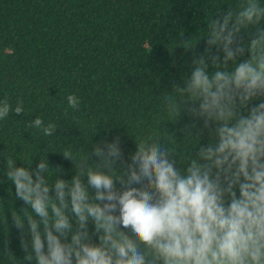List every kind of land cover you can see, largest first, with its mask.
Returning <instances> with one entry per match:
<instances>
[{
  "label": "clouds",
  "instance_id": "9594fccd",
  "mask_svg": "<svg viewBox=\"0 0 264 264\" xmlns=\"http://www.w3.org/2000/svg\"><path fill=\"white\" fill-rule=\"evenodd\" d=\"M261 21L260 0H242L207 20L200 39L205 47L194 55L190 75L163 96L167 121L182 113L195 121L180 129L182 143L163 128L162 138L138 139L127 159L119 136L94 144L84 156L65 149L61 154L73 162L75 175L51 183L63 169L50 167L47 157L34 169L32 160L17 167V160L6 159L7 180L25 206L11 212L24 261L264 264V99L251 104L264 97V28L247 42L243 36ZM181 36L182 47L195 50L197 44ZM80 102L67 96L71 109ZM22 112V100L15 108L0 102V120ZM27 128L47 137L57 130L40 117ZM204 130L206 145L200 144ZM92 156L97 163H89ZM4 256L8 264H22L7 246Z\"/></svg>",
  "mask_w": 264,
  "mask_h": 264
},
{
  "label": "trees",
  "instance_id": "16d2710c",
  "mask_svg": "<svg viewBox=\"0 0 264 264\" xmlns=\"http://www.w3.org/2000/svg\"><path fill=\"white\" fill-rule=\"evenodd\" d=\"M241 2L0 0V102L7 100L13 108L18 100L24 104V112L0 120V240H19L11 212L25 207L15 199L14 185L6 177L9 157L17 160V167L27 166L20 160H32V169L47 157L50 167L63 169L50 176L51 183L75 175L73 162L61 154L65 149L84 156L94 144L119 136L127 159L138 139L162 138L163 128L182 143L180 129L195 121L184 113L176 122L167 121L163 96L190 75L194 55L205 47L200 39L207 20ZM259 28L264 21L243 30L244 41ZM182 33L193 47L197 44L195 50L182 47ZM69 94L80 98L78 109L68 106ZM37 117L57 126L54 136L27 128ZM200 128L202 121L195 131ZM209 139L204 130L200 144ZM97 162L95 156L89 160ZM89 231H94L91 222ZM6 246L18 262L28 264L19 241H0V264H8Z\"/></svg>",
  "mask_w": 264,
  "mask_h": 264
}]
</instances>
